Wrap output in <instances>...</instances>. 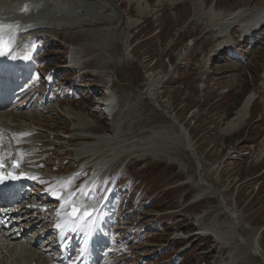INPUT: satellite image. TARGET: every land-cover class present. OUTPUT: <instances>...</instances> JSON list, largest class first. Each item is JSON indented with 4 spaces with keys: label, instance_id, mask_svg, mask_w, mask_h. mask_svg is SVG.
Wrapping results in <instances>:
<instances>
[{
    "label": "rangeland",
    "instance_id": "obj_1",
    "mask_svg": "<svg viewBox=\"0 0 264 264\" xmlns=\"http://www.w3.org/2000/svg\"><path fill=\"white\" fill-rule=\"evenodd\" d=\"M29 1L33 13L43 6V14L56 17L69 6L72 17L81 6L83 18L94 21L87 27L68 21L69 28L47 32L37 56L38 86L11 111L21 118L2 119L33 129L21 137L37 144L25 167L33 165L43 179L88 172L98 191L106 179L121 181L115 209L107 208L118 214L120 227L112 264H264V28L244 31L264 0H143L144 12L138 0H112L121 19L106 47L99 45L109 35L102 30L118 18L105 12L106 0ZM239 14L240 21L226 23ZM18 18L35 27L45 23L41 15ZM87 29L92 33L84 34ZM45 72L53 90L42 82ZM111 85L113 121L88 110L106 100ZM247 97L252 106L236 128L232 120ZM70 110L92 128L79 129ZM180 127L198 158L185 147ZM106 138L112 141L96 156L81 154ZM42 225L27 238L37 251L46 248L36 239L44 238ZM213 228L229 238L227 246L216 234L204 236ZM23 250L0 255V264L33 257Z\"/></svg>",
    "mask_w": 264,
    "mask_h": 264
},
{
    "label": "bare ground",
    "instance_id": "obj_2",
    "mask_svg": "<svg viewBox=\"0 0 264 264\" xmlns=\"http://www.w3.org/2000/svg\"><path fill=\"white\" fill-rule=\"evenodd\" d=\"M31 1H33V0H31ZM65 1L66 0H64V2ZM101 1L104 2L105 0H101ZM130 1H135V0H130ZM142 1L143 0H138L139 5H140V10H142V12H144L143 7L141 9ZM29 2H27V3H29ZM49 2H50V0H49ZM27 3L25 2V0H0V24L5 26L3 28H0V35L4 36L5 39L10 40L9 41L10 45L12 47H14V50L18 51V52H20L22 54H24L26 52L25 50H27V48H25V49H22V48H23L24 43H27V39L30 36H34L36 38V36L39 37V36L47 35L48 34L47 32H49V30H55L56 29L55 26H57V25H59V27L69 28V24H67L68 21H69V23L70 22H73L74 24L76 23V27H79V26H81V27L86 26L87 27V25H92L93 24L92 22L94 21L93 18H91L89 20H87V18H83L85 15H87V12L81 13L82 11L84 12V10H80L81 6L77 7V10H79V11H77V10L74 11L73 10V12H75V13L72 14V17H70L69 14H68L70 6L68 8L60 10L61 11L60 15H58V17H56V16H52L50 14V12L49 13L47 12V14H43V11H45V10L42 9L43 6L39 10L35 11V13H33V11L35 9H32L31 8L32 5L30 7V5L28 6ZM35 4H37V2H35ZM102 4H103V8L105 9V12H109L110 16H114L113 18H117L116 16H118V15L116 13L117 12L119 13V11H117L115 5H113L112 0H106V2L102 3ZM26 5H27V9L29 8L28 10H25L24 7H22V6H26ZM39 7L40 6H38L37 8H39ZM195 9L197 10V7ZM235 13L233 14V16L235 15ZM35 15H37V16L41 15L43 17L45 23L42 22V24H39L38 26L35 27V26H33V24L36 25V23L27 25L25 23V21H22L21 19L18 18L19 16H24V19L25 18L30 19V18H35ZM74 16H76V17L80 16V17H82V19L79 20V18H77V19L74 20L73 19ZM239 16H240V14L237 17H232V15H231L228 18H226L225 21H226V23H230L232 21H237L238 19L240 21L241 17H239ZM256 16H257V18L255 19V21H254V19H249L247 24L244 26L245 27L244 31L246 33L250 34L255 29L264 28V7H262L259 10V12L257 13ZM9 17H11V20H9ZM14 18H16L15 21L12 20ZM21 18H23V17H21ZM119 18L121 19V17L118 16V18L113 23V25L116 24V25H114V27L102 30L104 33H106L107 35L109 34V35H108V37H104L103 41L102 40L99 41V45H101L103 47H106L107 45H109L108 44L109 42H111L112 40H114L116 38L115 37V35H116L115 31H117L116 29L118 28V23H119L118 19ZM242 18H244V17H242ZM12 21L15 24L11 23ZM95 22H97V20ZM126 22H127L128 29L131 31L132 23L128 22V21H126ZM21 23H23V25H20ZM46 23H47V25H43V24H46ZM135 23L136 22H133V25H135ZM9 25L11 27H8ZM236 26L237 25L234 26V29H237ZM90 32L92 33V31H88V29H87V32L85 30L83 33L87 34V33H90ZM15 39H16V42H15L16 44L13 43ZM122 42H123V46H124L122 57L123 58H127V54L131 50L130 49L131 48V38H130V36L126 35V32L123 33ZM114 98H110L109 97L107 99V101H105V103H103V105L101 107L107 109L109 105L111 106V104H113L115 102ZM251 106H252V98L251 97H247L246 100L244 101V103L242 104L241 108L239 109V111L237 113V116L232 120V124H234L236 128H238V127H240L242 125V123L244 122V120L246 118V112H247V110L249 111ZM114 109L115 108L112 106L111 110H109L110 111L109 114L114 117L112 120H116L115 115L118 112L116 110L117 112L114 115V112H115ZM16 114H18V113H16ZM16 114L14 115V114H12L10 112H3L1 115L2 116H6V117H8V118H10L12 120L21 118L20 115H16ZM69 116H70V118H75V120L78 122L79 129L85 130V129L92 128V126L89 124L90 122L89 123L87 122L89 120H87V118L85 120H82L83 118L82 117L80 118V116L78 114H76V112L70 110L69 111ZM2 119L3 118L0 117V157L5 158V159H7L8 157H12L13 159H15V158L19 157L18 155H21L23 158L19 157V159L21 161H23V162H25V159L27 157L30 158V160L27 161L28 163L32 162L33 160H35L34 157L36 158V156L34 155L35 154V149H34L33 145H37L36 142L34 140H31V139L24 140V138H21V137H24V136L32 135L33 129L29 128V127H27L25 125L24 126H22V125H18V126L17 125H14V126L10 125L9 126L7 123L3 122ZM85 137H87L88 139L92 140V137H89V136H86V135L82 134V138H85ZM95 139L93 138V142L95 141ZM30 140H31V142H30ZM109 141H112V140H110V138L109 139H107V138L106 139H101V140H98V146L97 147L95 145H91V147H82V148H80L81 154L85 156L87 153L93 152V154L96 156L98 154V151H99V150H97V148L98 149L99 148L102 149L103 146L104 147L107 146V142H109ZM9 142L11 144H16V145L19 146L17 148L18 152L15 151L14 149L12 150V149H9V148L7 150H5V151L2 149L3 146H6L5 144H7ZM25 143H26V145H25ZM28 143H31V144L27 145ZM83 143H85V142H83ZM80 150H78V151H80ZM109 159L110 160H108L107 163L108 162L109 163L110 162L111 163H115L117 161L118 157H116V158L113 157V158H109ZM8 162H10V161H8ZM32 166L33 165H31V164H27L28 168L25 169V167L22 164L20 170L22 172H24V173H29V174H31L34 177H39V180H41L43 175L41 176V174L39 172H36L35 171V167L34 168H30ZM98 168L100 169V167H98ZM101 168L105 169V164ZM103 169L101 171H103ZM100 172H99V174H100ZM90 180L93 181V182L95 181V179H90ZM93 182H91V183H93ZM229 222H231V221H229ZM39 223L40 222H38L36 224H39ZM216 233H217V230L215 228H213V229H209L204 236H209V235L211 236L212 234H216ZM215 236H216V241L217 242L222 243L225 246H227L229 244L230 240H229V238L227 236H225V235H223L221 233H218ZM18 243L19 242L14 241V239L11 240L10 238H5V237L0 235V255L8 254V253H11V252L17 250L18 246L19 247L21 246V244L20 243L18 244ZM31 244L32 243H29V244L27 243L26 246H24L25 249H30V248L27 247V245H31ZM36 255H37V253L35 251L34 253H32L33 257L32 258L30 257L31 259L27 258L28 260L25 263L19 260V261L16 262V264H52V262H53V259L52 258H48L46 256V254L39 253V257H36Z\"/></svg>",
    "mask_w": 264,
    "mask_h": 264
},
{
    "label": "snow or ice",
    "instance_id": "obj_3",
    "mask_svg": "<svg viewBox=\"0 0 264 264\" xmlns=\"http://www.w3.org/2000/svg\"><path fill=\"white\" fill-rule=\"evenodd\" d=\"M3 27H5V26L2 25V24H0V28H3ZM8 27H11V26L9 25ZM2 167H3V164L0 163V168H2ZM13 178L15 179V177H13ZM73 215L77 219H79L81 215H83V216H90L91 213L89 211H87V210H84L83 212L78 213L76 207H73ZM57 227H59V225H57Z\"/></svg>",
    "mask_w": 264,
    "mask_h": 264
},
{
    "label": "water",
    "instance_id": "obj_4",
    "mask_svg": "<svg viewBox=\"0 0 264 264\" xmlns=\"http://www.w3.org/2000/svg\"><path fill=\"white\" fill-rule=\"evenodd\" d=\"M180 129H181V134H182V136L185 138V140H187V136H186L185 132L182 130L181 127H180Z\"/></svg>",
    "mask_w": 264,
    "mask_h": 264
}]
</instances>
